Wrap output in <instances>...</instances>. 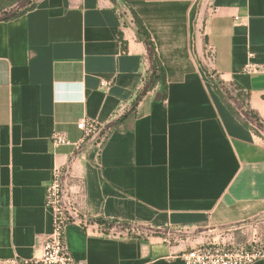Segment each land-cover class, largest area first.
<instances>
[{
    "label": "crops",
    "instance_id": "obj_1",
    "mask_svg": "<svg viewBox=\"0 0 264 264\" xmlns=\"http://www.w3.org/2000/svg\"><path fill=\"white\" fill-rule=\"evenodd\" d=\"M132 11L167 85L134 109L150 60ZM248 62L264 67V0H36L0 21V261L35 257L51 232L55 167L88 220L65 233L85 264H183L225 230L262 237L264 72L242 73ZM81 120L99 128L76 149ZM53 132L70 144L54 148ZM119 225L196 236L166 244Z\"/></svg>",
    "mask_w": 264,
    "mask_h": 264
},
{
    "label": "built area",
    "instance_id": "obj_2",
    "mask_svg": "<svg viewBox=\"0 0 264 264\" xmlns=\"http://www.w3.org/2000/svg\"><path fill=\"white\" fill-rule=\"evenodd\" d=\"M206 52L212 56L213 48L207 47ZM241 71L244 74H259L264 72V67L248 62ZM102 86H107V83H102ZM76 127L82 132L80 141L74 144L78 149L98 132L99 124L91 120H81ZM50 143L54 148L70 144L66 136L60 132L51 134ZM68 176V167H55L52 171V179L45 189V207L52 213V227L36 256L31 259L14 257L0 261V264H85L71 256L65 240L66 228L69 225L78 224L86 227L88 224L77 197L66 187L65 181ZM163 229L174 230L168 225H164ZM164 242L171 244L167 238ZM177 257L183 264H255L264 259V235L243 244H203L179 253Z\"/></svg>",
    "mask_w": 264,
    "mask_h": 264
},
{
    "label": "trees",
    "instance_id": "obj_3",
    "mask_svg": "<svg viewBox=\"0 0 264 264\" xmlns=\"http://www.w3.org/2000/svg\"><path fill=\"white\" fill-rule=\"evenodd\" d=\"M35 6V3L33 5H31L28 9H25L17 14L12 15L9 18H6L4 20H0V21H8V20H12L15 19L19 16H22L23 14H25L26 12L32 10ZM132 17H133V23L136 27L137 30V38L142 41L146 47H147V52H148V57L150 60V71H146L145 72V78L143 79V84L144 86L142 87V90H140V92L137 95V98L135 99L133 105H132V109H134V107L136 106L137 102L141 99V97L149 90L151 89V87H153L155 84H159L160 88H162L163 91V95H162V99L166 98V92H167V85H166V81H165V74L164 71L162 69V67L160 66V63L158 61V59L156 58V53H155V49H154V45L150 39V36L147 32V30L145 29L142 21L140 20V18L132 11ZM220 86V85H219ZM221 87V86H220ZM221 89V88H220ZM216 90L218 92V94L220 95V97L226 102V97L221 90H219L216 87ZM238 98L240 97V94H237ZM232 113L234 115H236V117L239 118V116L234 112L233 109H231ZM251 118L255 119L256 118L254 116H252ZM240 119V118H239ZM244 125L246 127L247 124L244 123Z\"/></svg>",
    "mask_w": 264,
    "mask_h": 264
},
{
    "label": "rangeland",
    "instance_id": "obj_4",
    "mask_svg": "<svg viewBox=\"0 0 264 264\" xmlns=\"http://www.w3.org/2000/svg\"><path fill=\"white\" fill-rule=\"evenodd\" d=\"M36 0H0V20H4L6 18L11 17L14 14H17L25 9H28L31 5L35 3ZM111 227V226H110ZM120 230L125 234H141V235H149L154 234L161 236L163 238H167L170 240L172 244H176L179 241H185L188 238H192L193 236H196V233H193L188 230H146L141 229L139 227L134 226H127V225H119ZM229 233L227 230L223 231L221 234V238L225 239V242L220 244H231L233 243V238L229 237ZM258 237L257 235H252L249 237L248 241H250L252 238ZM219 244L218 242H207L205 244ZM203 245V244H202ZM200 245H197L195 247H198ZM194 247V248H195ZM188 251V250H187Z\"/></svg>",
    "mask_w": 264,
    "mask_h": 264
}]
</instances>
